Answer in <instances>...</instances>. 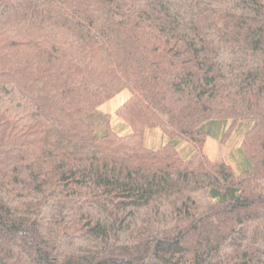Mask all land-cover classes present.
Segmentation results:
<instances>
[{"label": "trees", "instance_id": "obj_1", "mask_svg": "<svg viewBox=\"0 0 264 264\" xmlns=\"http://www.w3.org/2000/svg\"><path fill=\"white\" fill-rule=\"evenodd\" d=\"M0 264H264V0H0Z\"/></svg>", "mask_w": 264, "mask_h": 264}, {"label": "rangeland", "instance_id": "obj_2", "mask_svg": "<svg viewBox=\"0 0 264 264\" xmlns=\"http://www.w3.org/2000/svg\"><path fill=\"white\" fill-rule=\"evenodd\" d=\"M130 98L128 91L123 92L116 98L107 102L100 108V114L110 116L113 129L120 135H128L131 133V128L122 119L116 116L117 111ZM219 128H211L209 130V139L206 143L204 152L211 159H225L232 166L236 174L240 175L249 165L241 150V145L244 140V135L249 129L248 124H241L234 132L232 137L225 139V134L232 125V121L226 124L222 123ZM166 142V137L160 130L149 132L146 145L152 149L160 148ZM177 149L185 158L192 157L196 150L194 146L188 142H175Z\"/></svg>", "mask_w": 264, "mask_h": 264}]
</instances>
